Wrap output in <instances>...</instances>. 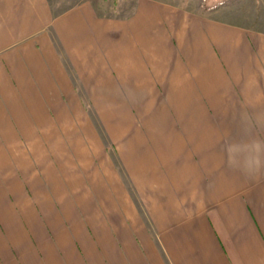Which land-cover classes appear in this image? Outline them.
Here are the masks:
<instances>
[{"label": "crops", "instance_id": "crops-1", "mask_svg": "<svg viewBox=\"0 0 264 264\" xmlns=\"http://www.w3.org/2000/svg\"><path fill=\"white\" fill-rule=\"evenodd\" d=\"M101 1L54 12L50 0H0V149L16 147L20 115L6 106L19 95L28 126L83 125L81 90L155 230L133 220L127 264H264V173L233 172L221 152L241 112L264 114V32L159 0L130 12ZM19 218L0 213V264H37Z\"/></svg>", "mask_w": 264, "mask_h": 264}, {"label": "rangeland", "instance_id": "rangeland-1", "mask_svg": "<svg viewBox=\"0 0 264 264\" xmlns=\"http://www.w3.org/2000/svg\"><path fill=\"white\" fill-rule=\"evenodd\" d=\"M50 1L58 12L75 0ZM108 1L116 5L121 0ZM159 1L264 32V0ZM133 2L127 0V12ZM84 93L79 90L86 113L83 125L74 117L63 126L42 121L44 127L31 117L28 126V117H21L30 112L22 94L17 107L15 100L13 110L6 106L7 113L18 111L20 132L14 134L15 148L0 149V213L6 218L9 212H18L37 264H127V234L135 246L141 228L133 220L141 216L151 235L155 233L131 206L136 198L127 175ZM26 221L37 224L34 234ZM46 244L52 256L47 255Z\"/></svg>", "mask_w": 264, "mask_h": 264}, {"label": "clouds", "instance_id": "clouds-1", "mask_svg": "<svg viewBox=\"0 0 264 264\" xmlns=\"http://www.w3.org/2000/svg\"><path fill=\"white\" fill-rule=\"evenodd\" d=\"M238 119L237 135H230L221 145L224 163L233 172L257 177L264 173V136L257 133V129L264 131V114L252 117L241 112Z\"/></svg>", "mask_w": 264, "mask_h": 264}]
</instances>
